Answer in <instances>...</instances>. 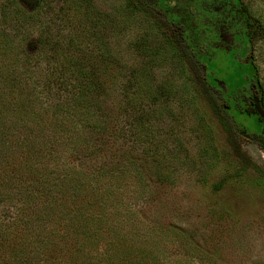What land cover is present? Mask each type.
Wrapping results in <instances>:
<instances>
[{"label": "trees", "instance_id": "16d2710c", "mask_svg": "<svg viewBox=\"0 0 264 264\" xmlns=\"http://www.w3.org/2000/svg\"><path fill=\"white\" fill-rule=\"evenodd\" d=\"M82 1L89 8L90 1ZM54 2L29 0L27 11L15 9L14 17L3 15L16 25L27 22L41 28L22 67L12 56L8 33L0 30V264H173L172 237L178 230L169 222L157 226L156 221L141 219L123 198L125 171H109L104 166L91 170L74 163L99 150L90 148L92 134L107 126L102 101L109 88L101 76L116 59H85L78 53L54 58L53 52L63 41L54 39L46 22L69 21L72 27L66 42L75 47L87 45L95 33L93 26H83V20L91 16L88 11L68 16ZM123 5L126 13L149 22L167 43L179 47L183 57L179 60L192 71L202 98L221 123L229 145L235 147L236 138L246 132L233 110L213 92L199 60L186 48L187 36H171L167 31L174 23L170 10L157 8L149 0H123ZM247 29L252 46L256 39H264L263 23L249 19ZM263 58L258 50L249 63L264 107ZM146 62L154 64L152 59ZM139 66L128 70L129 77L121 85L125 118L123 124L117 123L115 135L127 134L140 141L157 170L167 159L157 148L152 118L157 116V101L166 93L157 86L147 92L150 76L143 62ZM259 122L264 128V121ZM252 138L264 139V130ZM110 153L106 160L116 156ZM246 162L239 159L236 177L248 169ZM161 173H153V182L169 178L165 171ZM135 174L138 181H144L139 171ZM222 184L215 183V188ZM147 198L141 190L133 203L152 204ZM193 257L199 259L198 264H219L194 247L182 253L181 259L191 264Z\"/></svg>", "mask_w": 264, "mask_h": 264}, {"label": "rangeland", "instance_id": "374dc122", "mask_svg": "<svg viewBox=\"0 0 264 264\" xmlns=\"http://www.w3.org/2000/svg\"><path fill=\"white\" fill-rule=\"evenodd\" d=\"M28 1L0 0V30L8 33L19 67L34 49L41 27L27 22H17V26L14 20L5 21L3 15L14 17L15 9L27 11ZM55 1L68 16L88 11L91 16L83 20V26H93L95 33L87 45L75 47L66 42L72 27L69 21L46 22L54 39L63 41L53 52L54 58L66 59L78 53L85 59H116L101 76L109 88L102 101L107 126L92 134L90 148L99 150L74 163L91 170L104 166L109 171H125L123 198L141 219L156 221L157 226L169 222L178 230L172 237L173 264H185L182 253L192 247L212 255L219 264H264V139L252 138L264 128L255 109L254 101L260 94L249 63L258 50L264 56V39H256L252 46L247 29L249 19L264 24V0H149L157 8L170 10L174 23L167 31L171 36H187L186 48L199 60L213 92L220 103L233 110L246 132L236 138L235 147L229 145L221 123L202 98L192 71L179 60L183 59L179 47L167 43L149 22L126 13L123 0H89V8L82 0ZM224 9L239 19L229 15L226 21L212 23L213 16L224 13ZM231 22L236 23L231 26ZM147 59L154 64L148 65ZM141 62L150 76L147 92L157 86L166 93L157 101V116L152 118L157 148L167 159L157 165V170L140 141L127 134L121 138L115 135L117 123L123 124L125 118L121 85L129 77L128 70L140 67ZM119 65L124 66L121 69ZM110 151L116 156L106 160ZM241 157L247 159L248 169L236 177ZM138 171L142 182L135 177ZM156 171L157 175L165 171L169 178L153 182ZM221 181L222 186L215 188ZM141 190L152 204L133 203ZM198 262L193 257L191 264Z\"/></svg>", "mask_w": 264, "mask_h": 264}, {"label": "flooded vegetation", "instance_id": "af4514ba", "mask_svg": "<svg viewBox=\"0 0 264 264\" xmlns=\"http://www.w3.org/2000/svg\"><path fill=\"white\" fill-rule=\"evenodd\" d=\"M225 9H226V6H225ZM225 9H224V13H220L216 16H213L214 19L213 18L211 19L212 23H215V22L220 23L221 21H226L225 18L229 15H232L231 19H233V18L237 19V20L239 19V15H236L234 12L229 11V10H225ZM226 11H227V13H226ZM235 23L236 22H234V23L231 22V26L235 25ZM231 30L233 32H235L233 28Z\"/></svg>", "mask_w": 264, "mask_h": 264}, {"label": "water", "instance_id": "95a60500", "mask_svg": "<svg viewBox=\"0 0 264 264\" xmlns=\"http://www.w3.org/2000/svg\"><path fill=\"white\" fill-rule=\"evenodd\" d=\"M254 103H255V109H256V113H257V115L259 116V118H260L262 121H264V107H263V105H262L260 99H259V100L256 99V100L254 101Z\"/></svg>", "mask_w": 264, "mask_h": 264}]
</instances>
